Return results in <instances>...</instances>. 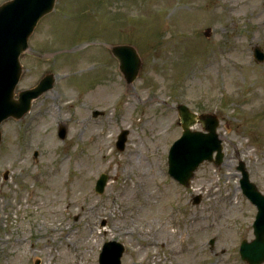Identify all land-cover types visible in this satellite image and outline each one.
I'll return each mask as SVG.
<instances>
[{
	"label": "rangeland",
	"instance_id": "rangeland-1",
	"mask_svg": "<svg viewBox=\"0 0 264 264\" xmlns=\"http://www.w3.org/2000/svg\"><path fill=\"white\" fill-rule=\"evenodd\" d=\"M113 43L142 57L131 83ZM256 47L264 49V0H58L23 54L18 88L51 71L55 86L2 124L0 264H100L108 240L125 244L122 264H247L239 248L254 237L256 207L237 165L245 161L264 193ZM180 102L216 112L225 145L224 162H203L189 187L168 172ZM101 172L110 180L100 194Z\"/></svg>",
	"mask_w": 264,
	"mask_h": 264
},
{
	"label": "water",
	"instance_id": "water-1",
	"mask_svg": "<svg viewBox=\"0 0 264 264\" xmlns=\"http://www.w3.org/2000/svg\"><path fill=\"white\" fill-rule=\"evenodd\" d=\"M56 0H7L0 4V141L1 123L8 116L21 117L29 110L33 98L52 86L53 76L44 77L38 86L25 89L15 97V88L22 74L20 55L28 47V39L38 20L50 12ZM211 34V28L206 30ZM113 51L121 61V68L128 80H132L140 68V57L131 45H116ZM255 55L259 60L264 58V52L256 47ZM178 110L183 127L182 135L173 143L169 152V172L185 186H189L195 175V170L205 159L214 160L220 164L223 160L222 139L217 132L219 118L212 113L197 114L185 104H179ZM198 122L203 129H192ZM66 133L63 128L61 135ZM127 130L120 134L118 146L123 148L127 138ZM217 151L216 158L214 152ZM239 168L243 171L242 184L244 192L258 205L259 211L254 223L256 238L248 242L244 240L241 252L248 264L264 262V194L250 181L249 173L241 162ZM108 175L103 174L98 180L97 190L102 192L107 183ZM201 200L197 195L194 202ZM125 246L117 240H109L103 245L100 253L101 264H122L121 257Z\"/></svg>",
	"mask_w": 264,
	"mask_h": 264
}]
</instances>
